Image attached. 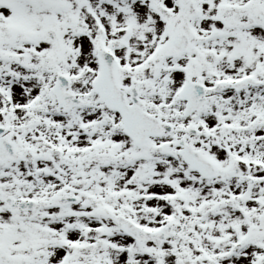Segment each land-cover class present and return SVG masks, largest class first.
Listing matches in <instances>:
<instances>
[{
	"label": "snow or ice",
	"instance_id": "obj_1",
	"mask_svg": "<svg viewBox=\"0 0 264 264\" xmlns=\"http://www.w3.org/2000/svg\"><path fill=\"white\" fill-rule=\"evenodd\" d=\"M0 264H264V0H0Z\"/></svg>",
	"mask_w": 264,
	"mask_h": 264
}]
</instances>
